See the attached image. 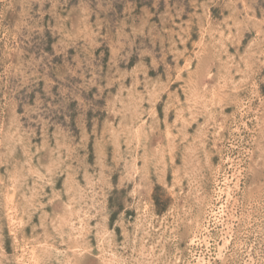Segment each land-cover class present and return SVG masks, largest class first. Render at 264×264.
<instances>
[{"label": "rangeland", "instance_id": "374dc122", "mask_svg": "<svg viewBox=\"0 0 264 264\" xmlns=\"http://www.w3.org/2000/svg\"><path fill=\"white\" fill-rule=\"evenodd\" d=\"M262 52L264 0H0V264L33 247L32 264H99L111 245L128 264H194L190 216L225 233L233 173L212 264H264Z\"/></svg>", "mask_w": 264, "mask_h": 264}, {"label": "bare ground", "instance_id": "6f19581e", "mask_svg": "<svg viewBox=\"0 0 264 264\" xmlns=\"http://www.w3.org/2000/svg\"><path fill=\"white\" fill-rule=\"evenodd\" d=\"M204 9V8H203ZM249 16H251V15H249ZM208 20V19H207ZM209 24V23H208ZM232 29H230V31H231ZM230 33V32H229ZM233 33V32H232ZM213 37V36H212ZM228 38H229V36H228ZM203 41V40H202ZM252 43V42H251ZM250 43V44H251ZM251 45H253V44H251ZM201 46V45H200ZM253 47V46H252ZM263 50V49H262ZM228 51V50H227ZM226 51V52H227ZM258 53V52H257ZM263 53V52H262ZM202 54V53H201ZM264 54V53H263ZM231 56V55H230ZM234 58V57H233ZM247 62V61H246ZM234 64V63H233ZM231 65V64H230ZM241 67V66H240ZM254 67V66H253ZM252 67V68H253ZM247 68V67H246ZM252 68H250V69H252ZM234 70V69H233ZM237 70V69H236ZM246 70V69H245ZM249 71V70H248ZM226 73H227V71H225ZM231 72H232V70H231ZM229 75V74H228ZM246 75V74H245ZM251 75V74H250ZM249 76V75H248ZM254 76V75H253ZM247 78V77H246ZM251 79V78H250ZM245 79H243V81H244ZM247 80H249V78L247 79ZM253 80V79H252ZM242 81V82H243ZM238 83V82H237ZM242 84V83H241ZM254 85H256V84H254ZM124 86V85H123ZM203 86V85H202ZM205 86V85H204ZM226 86V85H225ZM131 88V87H130ZM254 91V90H253ZM260 92V91H259ZM256 93H258V92H256ZM241 95V94H240ZM259 97H261V96H259ZM194 98V97H193ZM144 100V99H143ZM201 101V100H200ZM129 102V101H128ZM211 102V101H210ZM125 105V104H124ZM238 107V106H237ZM255 109V108H254ZM225 112V111H224ZM258 113V112H257ZM139 115V114H138ZM156 117V116H155ZM261 117V116H260ZM264 117V116H263ZM141 118H142V116H141ZM143 119V118H142ZM214 119V118H213ZM194 120V119H193ZM138 122V121H137ZM246 122V121H245ZM263 122V121H262ZM122 124V123H121ZM204 124V123H203ZM216 125V124H215ZM139 130V129H138ZM142 130V129H141ZM226 130V129H225ZM168 131V130H167ZM239 131V130H238ZM14 132V131H13ZM139 132V131H138ZM148 132V131H147ZM168 132H170V131H168ZM221 132V131H220ZM264 132V131H263ZM140 133V132H139ZM217 133V132H216ZM16 134V133H15ZM150 134V133H149ZM168 135H169V133H167ZM147 135V134H146ZM171 135V134H170ZM202 135V134H201ZM221 135V134H220ZM224 135V134H223ZM219 136V135H218ZM146 137V136H145ZM148 137V136H147ZM170 137V136H169ZM168 137V138H169ZM174 137V136H173ZM174 139V138H173ZM207 139V138H206ZM206 139H204V140H206ZM224 139V138H223ZM16 140V139H15ZM19 140V139H18ZM203 139H201V141H202ZM203 140V141H204ZM223 141V140H222ZM168 145V144H167ZM190 146V145H189ZM225 146V145H224ZM223 146V147H224ZM202 147V146H201ZM138 148V147H137ZM216 148V147H215ZM221 148H222V146H221ZM229 150V149H228ZM227 150V151H228ZM263 150V149H262ZM225 151V150H224ZM13 152V151H12ZM262 152V151H261ZM171 154V153H170ZM137 156V155H136ZM164 157H165V155H164ZM223 158H224V156H223ZM227 158V157H226ZM258 158H260L259 157V155H258ZM228 159V158H227ZM261 159V158H260ZM259 161V160H258ZM55 163V162H54ZM164 163V162H163ZM255 163V162H254ZM257 163V162H256ZM255 163V164H256ZM28 164V163H27ZM137 164V163H136ZM221 165V164H220ZM52 166V165H51ZM230 167V166H229ZM232 169V168H231ZM51 172V171H50ZM217 172V171H216ZM37 173V172H36ZM239 173V172H238ZM241 173V172H240ZM223 174V173H222ZM38 176V175H37ZM220 176V175H219ZM241 177V176H240ZM44 178V177H43ZM235 179H237V177H236V173H233L232 174V177L230 178V177H226L225 178V185H226V187L225 188H220V192H219V198H222L223 197V194H224V196H225V202H223V204L221 205V206H219L220 207V210L218 211V212H214V215H215V219H216V221H217V223H221V224H227V231L225 232V233H222L221 232V230H219L218 231V233H217V237L218 238H213V235H209V234H205L204 236H202L201 235V233H202V231L203 230H207V231H210L209 229H208V227H206V228H203V226L205 225L204 223H206L205 221V219H206V208L204 209V207H203V210H201V211H203V212H201V214H198V216H193V215H191L190 216V219H191V223H193V225H195V226H193V227H195V228H193V234H192V237H191V242H190V245H189V250H190V253H191V257H189V258H192L191 260H188L189 261V263L192 261H194V264H212V255L215 257H218V258H223L224 257V253H225V248L227 247V245L229 244V242H231V237L229 236L230 235V231H231V227H232V225H230L229 223L230 222H226V218H225V216H226V214H227V211H226V207H227V204L230 202V200H231V198L233 197V187L231 186V183L232 182H234L235 181ZM177 180V179H176ZM238 181L239 180H237L236 182H235V184L236 185H238L239 183H238ZM18 182V181H17ZM194 182V181H193ZM11 185H13V184H11ZM183 185V184H182ZM181 185V186H182ZM19 186V185H18ZM218 186V185H217ZM12 188V187H11ZM260 188V187H259ZM194 189H196V187L194 188ZM13 191H14V189H13ZM38 191V190H37ZM215 191V190H214ZM210 192V191H209ZM212 192V191H211ZM11 193V192H10ZM7 195H8V193H7ZM175 195V194H174ZM6 196V195H5ZM212 197H213V195H212ZM212 197H210V195L209 196H205V205L207 204V205H210L211 206V199H212ZM211 198V199H210ZM25 199V198H24ZM251 199V198H250ZM12 200V199H11ZM11 200H10V202H11ZM31 201V200H30ZM181 201V200H180ZM214 201V200H213ZM8 202V201H7ZM218 202V201H217ZM251 202V201H250ZM12 203V202H11ZM178 203V202H177ZM248 203V202H247ZM69 204H70V202H69ZM183 204V203H182ZM142 205V204H141ZM180 205H181V203H180ZM183 206V205H182ZM232 206V205H231ZM176 207V206H175ZM178 207H179V205H178ZM172 208V207H171ZM177 208V207H176ZM232 208H233V206H232ZM7 209V208H6ZM199 209V208H198ZM210 209H212V208H210ZM243 209H245V208H243ZM13 210V209H12ZM11 210V211H12ZM152 210V209H151ZM193 210H195V209H193ZM8 211H10V210H8ZM205 211V212H204ZM235 211V210H234ZM246 211V210H245ZM148 211L146 210V209H143L142 211H141V215L139 216V218H138V221H137V226L138 227H140V226H143V228L145 229V231L148 233V234H150V230H149V227L151 228L153 225H149L150 223H151V221L150 220H152V217H153V215H150V214H148L147 213ZM151 212V211H150ZM188 212H189V210H188ZM188 212H186V213H188ZM232 212V211H231ZM238 212V211H237ZM249 212V211H248ZM152 213H153V211H152ZM167 213V212H166ZM176 213V212H175ZM197 213V212H196ZM234 213V212H233ZM251 213V212H250ZM145 214H148V216H145ZM165 214V213H164ZM169 214V213H168ZM174 214V213H173ZM193 214V213H192ZM249 214V213H248ZM14 214L12 213V215H11V223H12V225H17V224H19L18 222H19V220L20 219H18L17 217H14L13 216ZM85 215V214H84ZM149 215L151 216L150 218H149ZM88 216H89V214H88ZM157 216V215H156ZM241 216H243V215H241ZM240 216V217H241ZM85 217V216H84ZM87 217V216H86ZM86 217H85V219H86ZM237 217H238V215H237ZM187 218V217H186ZM236 218V217H235ZM82 216L78 219L79 221V224L76 226V225H74V222H73V225H74V227H73V229H74V231L75 232H73L72 233V235H73V237L75 238V242H76V245H74L73 247H72V249H74V253H76V252H81L83 249H85V248H87V246L85 245V241L84 240H81V238L83 237V231H84V229H85V225H84V220H85ZM189 219V218H188ZM244 219V218H243ZM247 219V218H246ZM154 220V219H153ZM157 220V219H156ZM233 221V220H232ZM10 222V221H9ZM24 222V221H23ZM64 222V221H63ZM86 222V221H85ZM90 222V221H89ZM175 222V221H174ZM247 222V221H246ZM245 222V223H246ZM154 223V222H153ZM209 223V222H208ZM62 224V223H61ZM71 224V223H70ZM87 224V223H86ZM89 224V223H88ZM164 224V223H163ZM175 224V223H174ZM184 224V223H183ZM167 226H166V228H170L169 227V225L168 224H166ZM186 225V224H185ZM191 225V224H190ZM210 225V224H209ZM179 226V225H178ZM219 226V225H218ZM13 227V226H12ZM87 227V226H86ZM106 227V226H105ZM156 227V226H155ZM243 227V226H242ZM109 228V227H108ZM166 228H164V230H166ZM185 228H187V227H185ZM191 228V227H190ZM214 228V227H213ZM213 228H210V229H213ZM154 229V228H153ZM171 229V228H170ZM72 230V229H71ZM99 230V229H98ZM97 230V231H98ZM102 230V229H101ZM163 230V231H164ZM181 230V229H180ZM215 230H218L217 228H215ZM111 231V230H110ZM187 232H188V230H186ZM186 231H183V233L184 232H186ZM190 231H191V229H190ZM236 231V230H235ZM247 231V230H246ZM246 231H245V233H246ZM210 232H212V231H210ZM98 233H100V232H98ZM109 233V232H108ZM181 233V232H180ZM179 233V234H180ZM214 233V232H213ZM241 234H242V232H240ZM85 234V233H84ZM89 234V233H88ZM106 234V235H105ZM225 234H227V236H225ZM97 235V234H96ZM102 235V239H104V238H106V236H107V232L106 231H104L103 230V233L101 234ZM168 235V234H167ZM182 236H183V234H181ZM187 235V234H186ZM113 236V235H112ZM149 236V235H148ZM180 236V235H179ZM235 236V235H234ZM185 237V236H184ZM239 237V236H238ZM72 238V237H71ZM166 238H168V237H166V236H164V233H161V234H159V238L157 239V241H156V243H162V249L164 248V241H165V239ZM85 239V238H84ZM183 239V238H182ZM220 239H222V241H220ZM243 239V238H242ZM99 240V239H98ZM156 240V239H155ZM186 240V239H185ZM245 240V239H244ZM182 241V240H181ZM105 242V241H104ZM239 242V241H238ZM241 242V241H240ZM107 243V242H106ZM105 243V244H106ZM153 243V242H152ZM135 244V243H134ZM133 244V245H134ZM200 244H205L206 245V247H207V249H208V251L210 252V253H201L200 255H197V253H195L196 251V246H198V245H200ZM26 245V244H25ZM103 245V244H102ZM109 245V244H108ZM240 245H241V243H240ZM104 246V245H103ZM171 246V245H170ZM186 246V245H185ZM229 246V245H228ZM235 246H236V244H235ZM101 247V246H100ZM141 247H142V255L144 256V259H145V257H147V256H151V257H153L154 256V249H155V243H153V244H151V245H149V244H147L146 242H145V240H144V242L141 244ZM176 247V246H175ZM204 247V246H203ZM233 247H234V245H233ZM252 247V246H251ZM23 248V247H22ZM36 248V247H35ZM34 247L31 249V255L28 257V259H27V257L25 256V254L26 253H23V254H21L19 257H18V261H24V262H21V264H27V263H29V264H32L31 262H34L35 260L37 261V263H38V260L36 259V249H35ZM102 248H104V247H102ZM110 248L111 249H107L106 247L104 248V249H102V251L100 252V259H101V263L102 264H128V262L125 260V256L123 257L119 252H117L116 250L117 249H113V245H111L110 246ZM181 248V247H180ZM199 248V247H198ZM229 248V247H228ZM238 248V247H237ZM30 249V248H29ZM134 249V248H133ZM178 249V248H177ZM182 249H183V247H182ZM22 250V249H21ZM133 251V250H132ZM173 251V250H172ZM238 251V250H237ZM236 251V252H237ZM23 252H24V250H23ZM135 252V251H134ZM182 252V251H181ZM198 252V251H197ZM211 252H213L212 254H211ZM241 252V251H240ZM234 253V252H233ZM238 253H239V251H238ZM84 254V253H83ZM156 254V253H155ZM159 254V253H158ZM182 254V253H181ZM180 254V255H181ZM232 254V253H231ZM230 254V255H231ZM255 254V253H254ZM29 255V254H28ZM137 255V254H136ZM167 255V254H166ZM171 255V254H170ZM177 255V254H176ZM179 255V254H178ZM177 255V256H178ZM18 256V255H17ZM161 256V255H160ZM175 256V255H174ZM229 256V255H228ZM234 256V255H233ZM238 256V255H237ZM69 258H71V256H68ZM135 257H137V256H135ZM170 257V256H169ZM182 257V256H181ZM39 258V257H38ZM158 258V257H157ZM171 258V257H170ZM176 258V257H175ZM183 258V257H182ZM229 258V257H228ZM130 259V258H129ZM148 259V258H147ZM25 260L26 261H28V260H30L29 262H25ZM71 260V259H70ZM171 260V259H170ZM174 260V259H173ZM230 260V259H229ZM253 260V259H252ZM257 260H258V258H257ZM149 260H145V261H141L140 259H137V263H140V264H143V263H145V262H147V264L149 263L148 262ZM164 261V260H163ZM223 261H225V260H223ZM100 262V261H99ZM216 262V261H215ZM254 262V261H253ZM101 263H99V264H101ZM176 263V262H175ZM217 263V262H216ZM35 264H36V262H35ZM153 264V263H152ZM192 264V263H191ZM262 264V263H261Z\"/></svg>", "mask_w": 264, "mask_h": 264}]
</instances>
